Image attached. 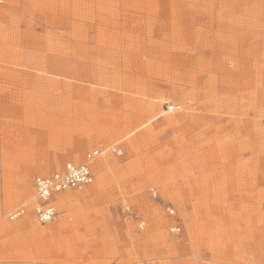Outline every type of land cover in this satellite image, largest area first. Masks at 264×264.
Wrapping results in <instances>:
<instances>
[{
    "label": "rangeland",
    "instance_id": "rangeland-1",
    "mask_svg": "<svg viewBox=\"0 0 264 264\" xmlns=\"http://www.w3.org/2000/svg\"><path fill=\"white\" fill-rule=\"evenodd\" d=\"M0 264H264V0H0Z\"/></svg>",
    "mask_w": 264,
    "mask_h": 264
},
{
    "label": "built area",
    "instance_id": "built-area-1",
    "mask_svg": "<svg viewBox=\"0 0 264 264\" xmlns=\"http://www.w3.org/2000/svg\"><path fill=\"white\" fill-rule=\"evenodd\" d=\"M108 149L118 155L123 154V149L119 146H111ZM105 151L101 148L91 149L85 154L84 161L78 163L67 161L62 167L34 178L36 203L33 207V215L37 222L46 224L54 220L57 215L55 202L58 194L68 190L82 189L94 181L95 174L91 164ZM26 211V207H20L14 210L9 218L17 220ZM169 211L174 212L173 209ZM180 228V226H174L171 230L179 231Z\"/></svg>",
    "mask_w": 264,
    "mask_h": 264
},
{
    "label": "bare ground",
    "instance_id": "bare-ground-1",
    "mask_svg": "<svg viewBox=\"0 0 264 264\" xmlns=\"http://www.w3.org/2000/svg\"><path fill=\"white\" fill-rule=\"evenodd\" d=\"M171 107V110H172V108H174V107H172V106H170ZM132 144V143H131ZM105 167V164H103V162H100L99 164H98V168H99V170L102 172V174L104 173L103 171H104V168ZM30 191V190H29ZM28 190H27V188L24 190V194L25 195H27L28 193H30ZM69 197V196H68ZM66 199H67V197H65ZM70 199V198H69ZM68 200V199H67ZM62 203H64L65 202V199L63 200L62 199V201H61ZM5 227V226H4Z\"/></svg>",
    "mask_w": 264,
    "mask_h": 264
}]
</instances>
